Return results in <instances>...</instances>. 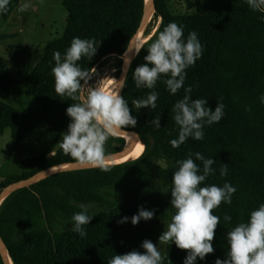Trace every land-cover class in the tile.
I'll return each mask as SVG.
<instances>
[{
    "label": "trees",
    "instance_id": "16d2710c",
    "mask_svg": "<svg viewBox=\"0 0 264 264\" xmlns=\"http://www.w3.org/2000/svg\"><path fill=\"white\" fill-rule=\"evenodd\" d=\"M19 0H10L7 20ZM189 8L191 0H186ZM68 12L62 35L47 43L39 58H34L27 46L10 47V67L0 63V89L20 85L27 97L34 98L38 109L18 112L0 100V135L10 130L15 141L32 134L39 138L55 133L52 145L44 153H35L22 160L27 169L22 175H11L0 182V194L11 184L52 167L75 163L63 153L60 141L70 118L66 108L78 102L58 96L54 90L51 68L53 53L64 54L73 37L93 38L97 52L90 60L82 57L78 63L91 73L103 60L115 58L121 69L124 55L136 35L143 17L145 0H62ZM155 20L160 25L141 48L127 76L121 96L129 103L130 113L136 117L134 132L143 149L134 160L107 165L109 171L89 167L61 172L9 195L0 206V235L13 264H107L115 254L140 248L143 240H153V226L168 220L175 209L170 205L172 173L176 161L189 152H200L214 158L215 173L203 182L222 186L225 181L236 188L231 204H221L213 210L220 217L212 241L214 252L196 264H214L227 252L225 236L237 223L247 219L248 213L264 203V10L254 11L246 0H228L223 13H211L203 7L189 13H173L166 0H155ZM169 22L182 25L183 35L195 31L203 45L202 56L194 66L186 69L185 86H192L191 98L207 99V106L215 109L217 100L224 104L225 115L219 122L205 126L203 140L188 138L174 148L169 141L176 137L178 127L171 119V108L184 95L183 86L170 94L158 81L156 108H141L136 112L133 98H141L149 91L136 88L132 80L135 67L144 63L146 47ZM151 31H146L149 36ZM248 109V110H246ZM160 115V128L150 121ZM126 141L112 136L105 142L106 154L120 151ZM165 160L166 166L159 163ZM199 164V161H195ZM222 163L227 175H220ZM80 205L96 206L93 219L84 226L82 238L71 230L70 217L80 211ZM155 209L152 219L117 223L121 217H131L139 207ZM224 214L232 217L223 220ZM187 250L167 242L163 264H182ZM0 264H4L0 254Z\"/></svg>",
    "mask_w": 264,
    "mask_h": 264
},
{
    "label": "clouds",
    "instance_id": "9594fccd",
    "mask_svg": "<svg viewBox=\"0 0 264 264\" xmlns=\"http://www.w3.org/2000/svg\"><path fill=\"white\" fill-rule=\"evenodd\" d=\"M9 2L0 0V14L7 13ZM246 3L254 11L264 10V0H246ZM33 6V0H24L17 11L24 12ZM183 33L182 25L169 22L145 48V62L132 72L135 87L149 90L145 96L131 100L136 112L144 107L156 108L159 93L155 89L158 81L173 95L183 86L184 95L172 105L170 114L178 127L176 137L169 141L174 148L185 143L188 138L203 140L204 127L219 122L225 115V106L219 100L213 110L207 106V99L191 98L192 86L184 84L186 69L201 58L203 45L195 31H190L186 37ZM98 47L93 38L73 37L63 55L59 51L53 53L55 65L51 73L56 94L78 101L71 103L65 110L70 122L59 142L61 150L80 167H98L102 171H109L106 162L111 156L105 152V142L109 137L126 131L127 127H135L137 119L130 113L129 103L120 95L121 89L127 84L126 76L119 80L112 78L114 87L110 90L99 83L89 85L91 74L82 69L78 61L82 57L91 60ZM142 47L140 44L136 46L137 54ZM129 62L125 59L126 64ZM259 100L264 104V93ZM150 124L160 128V115H155ZM214 162V158H206L200 152H189L186 158L175 162L170 190V205L175 211L158 241L171 242L177 248L187 250L182 264H196L198 259L204 261L207 254L214 252L212 241L220 217L213 214V210L221 202L231 204L236 191L227 181L222 186H201L209 175L215 173L212 167ZM220 175H227V164L222 163ZM79 207L81 210L72 214L70 223L71 230L83 238L86 235L84 226L89 225L95 215L90 206ZM154 213L155 209L147 210L141 206L136 214L130 218L121 217L117 223L123 224L130 220L135 226L141 220L152 219ZM223 220L230 222L232 217L224 214ZM225 240L228 245L225 257H217L214 264H264V203L251 210L246 220L230 228ZM140 248L144 251L133 249L115 254L108 259L107 264H163L161 252L151 240H143Z\"/></svg>",
    "mask_w": 264,
    "mask_h": 264
},
{
    "label": "rangeland",
    "instance_id": "374dc122",
    "mask_svg": "<svg viewBox=\"0 0 264 264\" xmlns=\"http://www.w3.org/2000/svg\"><path fill=\"white\" fill-rule=\"evenodd\" d=\"M23 2L24 0L18 1L7 20H0V63L8 65L10 68L11 59L8 55L10 47L27 46L31 49L34 58H39L47 43L59 38L67 24L68 12L62 4V0H33L32 8L18 12L17 8ZM166 2L170 10L176 14L189 13L201 7L211 13H223L228 5V0H191V8L186 0H166ZM158 22L159 20H155L153 14L147 30L151 33L155 32L160 25ZM90 74L92 79L89 81V85L99 83L101 87H104L112 78L119 80L121 69L117 68L115 58H107ZM0 100L9 103L20 113L39 108L36 100L27 97L20 85L8 91L0 89ZM54 139L55 133L52 132L42 138L29 134L23 140L15 141L11 137L10 130H6L3 135H0V182L8 176L22 175L26 172L27 169L22 165V160L32 154L46 152ZM143 145L141 141L138 155L141 153ZM159 163L163 166L167 165L165 160H159ZM89 206L91 210L98 209L96 206ZM172 215H169L168 220L152 228V242L158 246L162 258L166 252L167 242H159L158 237L166 230Z\"/></svg>",
    "mask_w": 264,
    "mask_h": 264
},
{
    "label": "water",
    "instance_id": "95a60500",
    "mask_svg": "<svg viewBox=\"0 0 264 264\" xmlns=\"http://www.w3.org/2000/svg\"><path fill=\"white\" fill-rule=\"evenodd\" d=\"M155 12H156L155 0H145V9H144L143 17H142V20L140 23V27H139L136 35L134 36V38L130 42L129 47L125 53L126 55L124 54V55L120 56V58L123 60V64H122L121 74L119 76V79L122 76H126V77L128 76L131 65L137 56L136 46L138 44L143 46L145 44V42H147L151 37H153V35L157 31V29H156L155 32L151 36H146L147 27L151 21L153 14H155ZM125 59H128V61H130V62L126 64ZM122 91H123V88L120 91V95L122 94ZM131 135L137 136L134 132H130L127 130L116 135V136L122 137L125 139V136H131ZM130 146H131V141H129V142L126 141V144L122 150L109 154L111 156V159H118L121 156H123L128 151ZM121 163H123V162H121ZM82 168L83 167H80V166L76 165L75 163H68V164H64L61 166L52 167V168H49V169L44 170V171H40V172L32 175L28 179L21 180L17 183L11 184L8 187H6L3 190V192L0 194V206L6 200V198L9 195H11L14 191H16L17 189H20V188L26 187V186H30V185L35 184V183H37L43 179H46L52 175H55V174H58L61 172L71 171V170H76V169H82ZM4 248L7 251L6 245H5L3 239L0 235V254H1V257L3 259L4 264H10L9 253H8V251L6 253Z\"/></svg>",
    "mask_w": 264,
    "mask_h": 264
},
{
    "label": "bare ground",
    "instance_id": "6f19581e",
    "mask_svg": "<svg viewBox=\"0 0 264 264\" xmlns=\"http://www.w3.org/2000/svg\"><path fill=\"white\" fill-rule=\"evenodd\" d=\"M159 23H160V20H159L158 24ZM153 33H154V31L150 34V36ZM113 87H114L113 80L110 79L109 82L103 88H105L106 90H110ZM125 140L127 142L131 141V146L128 149V151L123 156H121L118 159H110V160H108L106 162V165H112V164H118V163H121V162L131 161V160H134V158L138 155V149H139V146H140V143H141L140 139L137 136H134V135L132 136L131 135V136H125ZM135 159H137V158H135ZM5 252L7 253L6 249H5ZM9 261H10V264H13L10 256H9Z\"/></svg>",
    "mask_w": 264,
    "mask_h": 264
}]
</instances>
